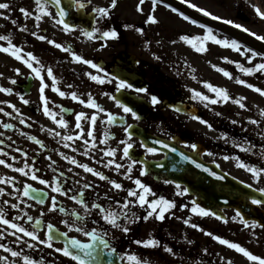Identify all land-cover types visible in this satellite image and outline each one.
Wrapping results in <instances>:
<instances>
[{"label":"snow or ice","instance_id":"snow-or-ice-1","mask_svg":"<svg viewBox=\"0 0 264 264\" xmlns=\"http://www.w3.org/2000/svg\"><path fill=\"white\" fill-rule=\"evenodd\" d=\"M70 4L74 2V6L77 9H84L85 4L81 2V0H69ZM90 2V0H89ZM184 3H188V6L195 9L196 11L202 13L204 16H209L214 20H221L222 18L219 16L213 15L211 12L207 11L202 7H198L196 4L189 3V0H182ZM35 8L34 10H29L25 7H20L19 11L23 14L25 18L33 17L35 21H41L45 17H51L56 25L62 26V29L66 33L73 32L76 28L75 25L69 24L67 22V17L69 16V11L66 10L67 5H62V0H34ZM145 4V0H139L136 10L138 12L143 13L142 5ZM163 5L164 7L170 8L172 12H177L185 21H190V23L196 25L198 21L195 19H191L188 15L183 12H179V10L175 7H172L170 4H167L165 0H150V12L146 17L145 23L156 24L159 23L155 16V12L158 6ZM50 6H54L57 11L55 15L50 11ZM118 6V0H110V3L105 7H95L92 9L93 13L97 14L94 19L96 22L101 20H107L111 18V11ZM255 10L256 15L260 19H264V11H261L259 7L255 5L252 6ZM0 9L10 10V4L7 2H0ZM0 16H4L5 19H11V17L5 16L3 12H0ZM11 23L13 25L17 24V21L12 19ZM223 23L233 25L237 29H241L243 32L248 33L249 35L255 37L257 41L264 42V35H258L254 31H250L247 27H244L241 24L234 23L232 20H223ZM36 27H39V24H36ZM125 27H131L130 25H126ZM199 27L205 29V33L203 36H189V35H181L179 39L186 44L190 45L192 49H194L198 53H203L207 51V43L213 42L222 47L231 48L232 50L239 52L242 56L247 55V60L251 63L256 57H261L264 60V52H258L253 48L246 47L242 45L236 39H220L214 32V30L208 27L205 24H199ZM21 31H27L26 26H22L20 28ZM82 34L89 39H118L119 33L115 28H109L108 30L101 31L100 28L92 26L91 29H81ZM137 32L143 33L142 28H137ZM32 36L37 37L41 41L47 40L49 44L54 45L56 48L61 49L66 53H70L75 62L82 63L84 65H89L92 69H95L97 73H103V75L93 74L92 72L85 73L92 81L97 82L98 84L105 83H113L115 81L116 84V92H121L123 90H130L137 94H148V90L143 87H136L133 83L129 82L128 79L122 78L118 73L112 74L107 72L104 68H102L97 63L93 62L90 59H85L81 55H78L75 52H72L70 47H65L64 45L57 43L55 40H49L45 35H40L36 31H31ZM0 41H5V44H0V52L8 54L9 56L15 58L17 61H22V63L30 69L29 79L38 78L39 80V99L42 102V112L45 116L50 117V119L59 126L60 129L68 128V121L64 118L63 113L65 109L61 106L60 112L57 113L50 106V100L45 95V89L51 87L52 91L58 93L60 97L70 96L72 101H78L79 104L85 105L86 107L93 109L92 114H88L84 111H80L75 113V129L79 130L74 134H62L60 131H57L55 128L44 129L41 128V131H47L49 135L53 137H60V141L63 143L65 148H70L73 152L77 151L75 147H73V143L77 140H81L83 145L85 146V150L82 155L86 157H90L93 160H96L97 163H102L104 168L113 169L118 174L122 175L124 179L130 180L135 187H128L118 182L115 179H110L104 172L99 171L98 169L91 167L88 163H82L78 161L74 156L66 155L64 152H59V156L64 160L68 161L69 164L75 165L76 167L82 169L85 173H90L94 177H98L101 181H107L108 184L111 185L109 191L103 194V197L100 196L99 193L96 194L97 200H106L109 201L108 205L105 206L102 202L97 203L93 202L89 207V203L85 199V190H92L93 192L98 187V185L92 182H85L81 184L80 180H75L73 182L74 185H80L79 188L76 187H65L68 182V178L66 177L64 172H60L58 168H54L56 165V160H53L51 156L46 157L47 160L51 161L47 167L51 169L54 173H57L50 180L42 178L41 175L38 174L39 169L35 167V157L32 158V163L30 164L27 159H25L22 167H14L12 163L7 162L5 159H0V165H4L7 168H12L15 172L22 174L24 177H29L32 181H38L39 184L45 186L44 188H34L31 183L25 182L23 184L22 191L21 189H16V192H21L22 197H28L38 204H44L46 198L50 199V206L47 208L48 212H61L66 213V209L60 205L58 201V196L67 197L68 199L75 201L77 204L83 207L85 215L90 217L92 214V210H98L97 216L99 219L93 220L92 222L96 225L100 224V221H104L107 225H110L114 229H118L124 236H127L132 229L129 225L135 224L141 220L148 221L150 218H154L158 221H164L166 218V214L170 216H175V213L172 211L177 207L175 201L165 198L164 196H157V194L153 191L152 187L143 182L141 177L146 176L148 174L147 167L144 166V161L137 160L131 154V150L134 148L133 136L135 132L133 129L135 126L133 124H126L123 127V132L126 134L125 139L121 140L119 143L123 145L122 155L120 156V161L127 160L128 163L125 165L124 163L118 162L116 160V148L111 147H102L98 148L99 145H107L111 136L108 132H105L103 138L98 139L95 135V127L97 125L98 117L100 113H105L106 123L108 125H113L117 122V116L112 112L106 111L102 108L98 103H96L95 99L89 94L87 100L81 98L77 92L72 91L70 93H66L62 91L56 83V76L53 73V69L51 67H47L46 75L51 78V85L45 82V75L43 74V70L45 66L41 63V61L32 53L25 52V50L13 43L12 39L9 35H0ZM175 43V41H173ZM159 59V57H157ZM224 60L228 63H235L237 69L245 74V75H253L257 72L264 73V62L256 63L253 67H245L243 64L235 61L228 60L227 57H224ZM217 71L221 72L225 77L232 79V73L229 71L220 68L216 65H212ZM17 75H21V70L19 68L15 69ZM3 73H0L2 76ZM195 78V77H193ZM11 84L15 85L17 83L16 79L10 80ZM204 86L214 94V96H208L204 93L192 89V99L199 100L204 103L205 107L209 105L218 104V103H228L229 101L235 103L241 109H245L247 105L243 102L246 100V97H241L240 99H235L230 96L229 92L225 88H220L215 86L209 82H203ZM236 83L240 85H244L249 89L254 90L259 93L261 96H264V89L260 87H256L255 85L248 83L245 79H241L239 77L236 78ZM68 88H72L73 86L69 84ZM0 92H4L7 94H12V88H6L0 86ZM104 95L109 96L110 99L114 100L116 105L122 110L124 114H130L131 117L139 121L141 116L134 109V107L130 106L128 103L123 102L118 99L116 96H110L109 93H104ZM150 96V103L153 107L162 103L161 99L154 94H148ZM20 100L23 104L27 105L30 103L28 99L24 97V95H20ZM13 112L16 113L17 119H19V123L24 125L27 124L28 127H31V124L23 119V114L20 109L16 107L15 104L9 105ZM174 111L180 112L182 109L176 105H170ZM13 112H6L3 107H0V113H4L6 116H12ZM261 114L264 115V110H261ZM217 115H221V113H217ZM59 117V118H58ZM121 121L124 120V116L119 117ZM192 119L199 121L202 124L207 125L209 129L212 128V125L203 120L200 116L193 115ZM82 121L88 124L87 131L85 130ZM233 124L238 123L233 120ZM252 124H258L257 120H250ZM14 125L11 123H3L4 129H11ZM3 135V133H0ZM21 135H27L23 131H21ZM29 140L34 141L36 144L40 145L41 149H44L46 146L43 141L39 140L36 136H28ZM222 138H226V134H222ZM11 139V137H9ZM172 140H175V137H171ZM72 142V143H70ZM154 145H159L160 147L149 146V143L145 140L141 139L140 147L144 148L146 153L155 154L161 151V148L168 149L171 153H178L179 157L183 161L190 162L197 169H202L204 172H210L211 175L216 176L215 172H211L210 169L205 167L203 164L198 163L192 156L186 155L184 152L179 151L176 147L170 145L169 143L160 140L154 139L151 141ZM234 146L239 148L242 152H250L251 145L244 146L242 144L236 143L233 141ZM4 144L3 140H0V145ZM185 147L190 148L192 151L197 150V145L195 143L185 144ZM98 151L103 154V157H108L106 161L103 158L97 160L95 156H92L91 153L93 151ZM16 152L21 153L22 156L27 157L28 153L24 152L22 149H15ZM211 155L212 153H208ZM0 155L8 156L9 154L4 151L3 148H0ZM12 160H15L16 157H11ZM225 160L235 159L237 161V167L243 168L246 171L252 174V178L256 181L264 180V167L257 168L253 165H250L243 160L240 159L239 156L229 157L225 156ZM140 164L141 167L139 169V175L133 176L134 167ZM163 167V165H160ZM124 169V171H121ZM69 172L72 171L71 168L68 169ZM75 175H79V173H75ZM221 179L223 177H220ZM15 178H0V184L4 185H12L15 188ZM165 183H175L173 181H165ZM243 183V182H242ZM176 189H178L177 195L184 196L190 190L187 187L182 186L179 183H175ZM248 188H252V184L247 185ZM45 188L50 189V193H54V195H50L49 192L45 191ZM115 190L118 194L119 192H126V195L122 198V201L119 199H115L113 195H110V192ZM257 192L262 194V198L251 197V203L254 205L264 207V188H257ZM70 193H72L70 195ZM5 195L14 196L15 193L6 191L5 188L0 187V197ZM115 202V205L119 208V211H116L112 202ZM22 203H26V201H21ZM0 225L5 226L3 230H0V241L5 238L6 234H10L15 237V243H23L26 245L28 249H37L39 246H44L47 249L53 250L55 253L61 254L63 257H68L70 260L76 262V264H100V257L107 256L109 259L107 264H114V259L119 260L120 264H148V261L144 260L140 256L135 253H131L125 251L123 253H118L117 248L114 247L108 239H105L104 236L108 235L107 231H104L103 235H101V231L98 228L94 227L91 231H87L84 227L86 220L85 216H80L79 213L73 212L72 215L76 217V221L70 222L65 219L62 223L67 227L68 231H59L55 228V226L51 223H48L46 226V232L42 237L39 234V230L41 228L42 221L39 218H34L32 215H29L20 207V203H11L8 199H3L0 201ZM190 212L201 217L206 216H214L217 219L223 220L224 223H227V219L221 216H217V214L211 209L202 207L195 199L191 201ZM4 206H8L11 209L17 210V215L8 218V213L6 212V208ZM31 207V205H29ZM189 205L183 204L180 205L181 210L188 208ZM134 208L142 209L144 214L138 215ZM19 213H23L20 215ZM41 216L44 215V212L41 211ZM239 217L240 222L244 225L245 228H255L257 227V222L252 221L249 222L244 218L239 210L236 211V215L233 217L235 220ZM26 218V220H25ZM177 219H182L183 224L190 226L193 229H197L202 232L204 235L211 237L214 241L218 242L220 245L226 246L228 249L234 250L235 252L242 254L251 264H264V256L254 254L246 247L242 246L238 242H233L228 239L221 237L220 235H215L213 232L205 231L200 227L197 223H193L191 221V217L182 218L176 217ZM123 220V223L120 221ZM20 221H25V223L30 224V228L26 227L24 224L20 223ZM78 221V222H77ZM259 227L264 228V224L259 225ZM9 230L10 233H9ZM75 230L76 232H83L85 236L90 238V242H81V240L69 237V232ZM255 236V233H253ZM29 238V239H25ZM63 238L64 243L63 247H57L56 241ZM185 239H187L185 237ZM31 241V242H30ZM131 243L135 245L142 246L144 248L151 249H159L163 248V251L171 254L173 256L176 255L173 248L164 244L162 245L159 239H156L154 236L149 234V238L147 239H134ZM188 244L194 243L191 240H187ZM98 245H102V247H98ZM0 249H2L5 253H9V255L0 256V264H17V260H10V257L22 259L23 264H44L43 257H40L39 260L33 258L30 255H27L23 252V250H15L13 247L8 244L0 242ZM205 254H208L209 250L207 248L203 249ZM221 264H233L231 259H226L223 256H220Z\"/></svg>","mask_w":264,"mask_h":264},{"label":"flooded vegetation","instance_id":"flooded-vegetation-1","mask_svg":"<svg viewBox=\"0 0 264 264\" xmlns=\"http://www.w3.org/2000/svg\"><path fill=\"white\" fill-rule=\"evenodd\" d=\"M85 4L84 9H77L73 6V13L75 15H80L75 22L76 28L73 32L66 33L63 31L62 26L56 25L51 17H45L41 21H35L34 17L25 18L22 13H20L19 8L25 7L29 10L27 4L20 5L14 11L12 19L17 21V32L21 31L22 26L27 27V31H22V33H14L12 41L16 45L22 47L25 52H32L45 66L43 74L45 75V82L51 85V78L47 77L46 69L51 67L53 73L56 76L57 86L66 93L72 91L77 92V94L87 100L89 94L95 99L102 108L108 112H112L117 116V122L113 125H108L106 123L105 113H100L95 127V135L98 139L103 138L105 132H108L111 139L108 140L107 145H99L98 148L111 147L116 148V160L118 162L127 165L128 161L125 159L120 161V156L122 155V148L119 142L125 139V133L123 132V127L126 124H133L135 128L133 131L135 135L133 136L134 148L131 150V154L137 160L142 161H158L163 158L161 152L155 154L146 153L144 148L140 147L141 138H139L137 133L144 132L146 134L154 135L163 139L172 140L171 137H178L180 139L179 144L185 147L187 143L186 133L188 132L187 127V117L190 115L181 112H176L170 105L180 103L183 104L182 108L187 109L192 106V98L189 93L183 92L177 87H173L174 84L167 81L166 78L160 75L159 59H154L150 61L143 57L144 49H149L151 43L155 45L158 44L156 37L158 35L159 27L158 24L145 23L148 14H143L140 18L135 21L130 19H122L117 17V7L111 11V18L107 20H101L96 22L94 17L97 15L93 13L92 9L95 7H105L109 3H103L100 5L93 4L89 1H81ZM136 4H133V10L136 9ZM50 11L55 15V11L50 6ZM39 24V27H36ZM130 25L131 27H125ZM92 26L100 28L101 31L108 30L109 28H115L119 33L118 39H89L82 34L81 29H91ZM137 28H142L143 33L137 32ZM31 31H36L40 35H45L49 40H55L57 43L64 45L65 47H70L72 52L81 55L85 59H90L93 62L100 65L107 72L112 74H119L122 78H126L129 82L133 83L136 87H143L148 90V94L157 95L162 103L153 107L150 103V96L148 94H137L130 90H123L121 92H116L115 81L113 83L98 84L92 81L88 76L85 75L87 72H92L93 74L103 75V73H97L95 69H92L89 65H84L79 62H75L70 53H66L61 49L56 48L54 45L49 44L47 40L41 41L37 37L32 36ZM157 43V44H156ZM150 55L152 56V50H150ZM155 56V55H154ZM11 62L10 69V80L16 79L17 83L15 85L11 84L9 80V87L13 89L12 94H7V99H3L4 103L8 106L7 112H13V109L9 106L10 104H15L17 108L20 109L23 114V119H25L31 127L27 124H20L17 115L13 112L12 116H7L9 123L13 124L14 127L8 129L11 139H9V149L10 151L19 154L22 158L27 159L28 162L32 163V158L35 157V167L39 169L38 174L42 178L51 181L54 173L47 165L51 162L46 159V157L51 156L53 160H56V165L54 168H58L60 172H64L68 178V182L65 187H76L79 188L80 185H74L75 180H80L81 184L85 182H92L98 187L93 192L92 190H85V199L89 203V207L93 202L103 203L105 206L108 205L109 201L97 200L96 194L99 193L101 197L103 194L111 188V185L107 181H101L98 177L92 176L90 173H85L82 169L71 165L68 161L64 160L59 156V152H64L66 155L74 156L78 161L82 163H88L91 167L102 171L110 179H115L122 183L125 188L135 187L130 180L124 179L122 175L118 174L113 169L104 168L102 163H97L96 160L91 159L82 155L85 150V146L81 140H77L73 143V147L77 151L73 152L70 148H65L60 137H53L49 135L47 131H41V128H55L62 134H74L79 130L75 129V113L84 111L89 115L94 111L86 107L85 105L79 104L78 101H72L70 96L60 97L58 93L52 91L51 87L45 89V95L49 98V106L56 111L60 112V107L65 109L63 113L64 118L68 121L67 129H60L50 117H47L42 112V102L39 99V80L38 78L29 79L28 69L22 61H17L15 58L9 56ZM19 68L21 70V75H17L15 69ZM168 68H171L169 65ZM175 69V68H174ZM71 84L73 87L68 88L67 86ZM104 93H109L110 96H116L118 99L130 106L139 113L141 119L139 121L134 120L130 114H124L122 110L116 105L115 101L110 99L109 96L104 95ZM20 95H24L26 99L30 101L29 104L25 105L20 100ZM124 116V120L121 121L119 117ZM183 119H182V118ZM59 118V117H58ZM82 124L87 131L88 124L82 121ZM21 131L27 135L22 136ZM36 136L39 140L43 141L46 146L41 149L40 145L36 144L34 141L29 140L28 136ZM22 140V143L19 141ZM72 143V142H70ZM20 148L24 152L28 153L27 157L21 155V153L16 152L15 149ZM187 149V147H185ZM11 157L15 156L10 154ZM92 156H95L97 160L103 158L104 161L108 157H103V154L98 151H93ZM16 160V159H15ZM145 166V165H144ZM141 165L137 164L133 170V176L139 175V169ZM71 168L72 171L69 172L68 169ZM121 171H124L122 169ZM79 173V175H75ZM144 183H150L153 191L157 196H164L165 198L175 201L174 195H172L169 190L160 188V185H171L173 183H165L168 181L163 175L157 173H148L146 176L141 177ZM31 183L34 188H44L45 186L39 184L38 181H32L30 178L24 183ZM23 183V184H24ZM23 185L21 188L22 191ZM18 189V188H16ZM16 189L12 188L11 191L16 195ZM46 192L50 193V189L45 188ZM72 193H70L71 195ZM54 195V193H50ZM115 199L122 201V198L126 195V192H119L118 194L115 190L110 192ZM6 199H14L15 203H20V207L24 209L29 215L34 218H39L42 221L39 234L43 237L46 232V226L51 223L55 228L61 232L68 231L67 227L62 223L63 220L67 219L70 222L76 221V217L72 215L73 212L79 213L80 216H85L86 223L84 225L87 231H91L92 228L96 227L101 231L103 235L104 231H107L108 235L104 236L108 239L110 243L117 248L118 253H123L125 251L135 253L138 256L147 258L148 264H153V262H158L160 257V251L163 248L151 249L144 248L139 245L131 243L134 239H147L149 234L159 239L162 245L166 244L176 250V241L178 244L182 243L186 246L185 235L171 231L172 226L170 221L174 216L166 214L164 221H158L154 218H150L148 221H139L135 224L129 225L132 231L124 236L118 229L112 228L107 225L104 221H100L99 225L94 224L92 221L99 219L97 216L98 210L93 209L90 217L85 215L83 207L77 204L75 201L68 199L67 197L58 196V201L61 206L66 209V213L48 212L47 208L50 206V199L46 198L44 204H38L36 201L28 198L22 197L21 192L18 197L15 196H5ZM26 201L22 203L21 201ZM12 203V202H11ZM31 205V207H29ZM112 206L116 211L119 208L112 202ZM6 212L8 213V218L16 216L17 210L11 209L8 206H4ZM177 207L180 205L177 204ZM177 207L172 211L176 214ZM181 210V208H180ZM41 211L44 215L41 216ZM138 215H143L142 209L134 208ZM23 215V213H19ZM171 217V218H170ZM26 220V218H25ZM78 222V221H77ZM123 223V220L120 221ZM26 227L30 228L29 223L25 221H20ZM183 229H185L183 227ZM11 230H9L10 233ZM69 237H73L81 240V242H88L89 237L85 236L83 232H76L75 230L69 232ZM26 240L29 238H25ZM15 237L10 234H6L5 240L2 243L8 244L15 250H23L27 255L39 260L43 257L44 264H76V262L70 260L68 257H63L59 253L53 252L51 249H47L44 246H39L37 249H28L23 243H15ZM31 242V241H30ZM57 247H63V244L56 241ZM146 250V254L142 252ZM9 255L0 249V256ZM10 260H17V264H23L22 259L12 258Z\"/></svg>","mask_w":264,"mask_h":264},{"label":"rangeland","instance_id":"rangeland-1","mask_svg":"<svg viewBox=\"0 0 264 264\" xmlns=\"http://www.w3.org/2000/svg\"><path fill=\"white\" fill-rule=\"evenodd\" d=\"M179 1L182 2V0ZM0 2H7L10 4V10L0 9V12H3L5 16L11 18L14 16L15 9L20 5L24 6V4H27L31 10H34L35 8L34 0H0ZM90 2L100 5L105 2L110 3V0H90ZM138 2L139 0H118L117 17L135 21L143 14H149L150 0H145V4L142 5L143 13L138 12L136 9L133 10V4L135 3L137 5ZM189 3L196 4L198 7L206 9L213 15L221 17L222 19L220 21L232 20L234 23L241 24L250 29V31L256 32L258 35H264V19H260L252 7L255 5L256 7H259L261 11H264V0H189ZM184 4L188 6V3ZM155 16L159 21V23H157L159 31L156 37L158 44L156 43L157 45L154 47V44L151 43L149 49H144L145 52H143V57L150 61L159 57V63H156V65L160 66V75L174 84L173 87H177L183 92L189 93L191 97L193 95L191 91L192 89L200 91L208 96H214V94L204 86L203 82H209L220 88L227 89L230 96L235 99L246 97V100L243 102L247 107L242 110L238 105L231 101L226 104L218 103L205 107L203 102L192 99V104L198 108L199 115L197 116H200L202 119L203 113L207 114L209 112L208 110L218 111L224 116V119L228 118L230 121H233L231 119H235L240 124L242 123V120L246 119L249 121H246V123L255 129V134L264 139V115L261 114V110H264V96H261L259 93L244 85L236 83V78L239 77L245 79L248 83H251L256 87L264 89V73L257 72L250 76L245 75L237 69L235 63L226 62L224 57H227L230 61L239 62L245 67H253L256 63L264 62V60H262L261 57H256L251 63H249L247 55L242 56L239 52H236L231 48L222 47L213 42L207 43V51L198 53L192 49L190 45L181 41L179 37L181 35L203 36L205 29L199 27L200 23L194 25L190 23V21H185L177 12H172L170 8L164 7L163 5L158 6ZM16 30L17 25H13L10 22V19H5L4 16H0V35H9L12 39L15 32L22 33V31L17 32ZM237 30L245 33L241 29ZM214 32L220 39H232L216 30H214ZM245 34L249 35L248 33ZM173 41H175V43H173ZM0 44L6 45V42L0 41ZM150 50H152V56L150 55ZM169 65L171 68H168ZM212 65H216L232 73V79L225 77L221 72L213 68ZM10 69L11 62L8 54L0 52V73H3V75L0 76V86L6 88L9 87ZM7 98L6 93L0 92V107H3L6 112L8 106L4 103L3 99L6 100ZM252 119L257 120L258 124L250 123V120ZM3 123H9V121L4 113H0V133H3V135H0V139L5 142V145L0 146V148H3L4 151L9 154L8 156L0 155V159H5L7 162L12 163L14 167H22L25 159L19 154L10 151L9 137L11 135L8 129L3 128ZM187 127L189 130L186 133V137L191 144L201 143L207 146H211L212 144L218 147V151L215 149L216 147L212 146L214 149H211L210 147L208 152L202 155L204 160L216 163L223 171L245 183L255 184L256 188H264V180H254L250 172L237 167V161L235 159H224L225 156H239L241 160L250 165L264 167L263 161L259 164L258 158H254L255 155L252 151L240 152L234 148V144L232 146L229 145L227 148H221L222 146H225V143L220 142L221 133L218 131V128L209 129L207 125L192 119V116L187 117ZM19 141L22 143V140ZM220 149L225 151H221ZM208 153L212 154L209 155ZM10 154H14L16 160H12ZM8 177L15 178L14 189L21 188L24 181H27L29 178L15 172L12 168L0 165V178ZM147 184L152 186L150 183ZM0 187L5 188L8 192H12L11 189L13 188L12 185L4 184H0ZM159 187L169 190L170 193L175 191V187L171 185L163 184ZM153 188L154 187H152V189ZM19 193L20 192H16V195H14L15 198L18 197ZM5 196L8 197V195ZM5 196L0 197V201L6 199ZM193 199L194 198L190 196H183L182 200L179 199L178 205L187 204L189 207L183 210H180V207H177L175 216L173 218L170 217L171 225L168 224V226H172L170 228L171 231L176 230L177 233L185 235L187 238L185 239L186 246L182 243L178 244L176 241V250H174L176 253L175 256L168 254L161 249L159 261L153 262V264H221L219 259L220 256H223L226 259H231L233 264H251V262L242 254L228 249L224 245H220L199 230L183 224L182 219H177L176 217H191V221L200 225L205 231H210L215 235H220L230 241L238 242L254 254L264 256V228L259 226L255 228H245L240 222L239 217L233 220L236 213L231 210L223 211V215L228 221L227 223L218 220L214 216L201 217L193 214L190 212L192 206L191 201ZM10 202L15 203V200L10 199ZM0 206L3 205L0 204ZM260 207L264 211V207ZM4 227L5 226L0 225V230H3ZM183 227L185 229H183ZM253 233H255V236ZM187 240H191L194 243L188 244ZM205 248L209 250L208 254L203 252V249ZM142 253L146 254V250ZM142 258L147 260L145 257Z\"/></svg>","mask_w":264,"mask_h":264},{"label":"water","instance_id":"water-1","mask_svg":"<svg viewBox=\"0 0 264 264\" xmlns=\"http://www.w3.org/2000/svg\"><path fill=\"white\" fill-rule=\"evenodd\" d=\"M167 4L177 8L179 11L188 15L189 17L202 22L206 25L214 27L239 41L251 46L252 48L264 52V43L258 42L250 37L242 35L230 27L202 16L195 11L184 6L177 0H165ZM62 5H67L66 10L69 11L67 22L69 24H75L76 19L81 17L72 13L73 3L70 4L69 0H62ZM55 12L57 9L53 6ZM189 113L196 114L197 109L191 108ZM140 138L149 143V146L160 147L151 143L154 139L163 140L170 145L176 147L179 151L184 152L186 155H190L198 163L203 164L210 169L211 172H215L217 175L213 176L210 172H204L202 169H197L190 162L180 159L178 153H171L168 149L161 148V151L165 154V157L160 161H148L145 162L148 172H157L163 174L166 178L176 183L189 188L187 194L193 195L197 198V202L201 203L203 207L211 209L217 216H222V209L239 210L244 218L248 221H256L257 224H264V213L257 206L251 203V197L262 198V194L257 192L254 188H248L247 184L242 183L236 178L228 175L220 170L214 163L206 162L200 154L204 152L202 145H197V150L187 151L177 145V143L161 139L159 137L151 136L148 134L138 133ZM177 142L178 139L175 138ZM160 165H163L161 167ZM220 177H223L222 179ZM63 238H61L62 240ZM64 242V241H63ZM102 247V246H99ZM107 256L100 257V264H107ZM114 259V264H120L119 260Z\"/></svg>","mask_w":264,"mask_h":264},{"label":"trees","instance_id":"trees-1","mask_svg":"<svg viewBox=\"0 0 264 264\" xmlns=\"http://www.w3.org/2000/svg\"><path fill=\"white\" fill-rule=\"evenodd\" d=\"M239 107V106H238ZM242 110V109H241ZM209 112L207 114L203 115V118L208 121L212 128L217 129L221 133V143H225V146H222L221 148H227L229 145L232 146L235 141L236 143L242 144L244 146H249V144L252 146L251 151L254 153V158H258L259 164L262 163L264 165V139L260 138L258 135L255 134V129H253L251 126H249L246 121V119L242 120V123H236L233 124L232 121H230L228 118L224 119L223 115H217L216 111L208 110ZM235 120V119H231ZM236 121V120H235ZM249 122V121H248ZM245 123V124H244ZM222 134H226V138H222ZM227 145V146H226ZM216 147L215 149L218 151V147L215 145L208 146V149H214L213 147ZM263 146V151H262ZM234 148L238 151H240L239 148ZM221 151H225L220 149ZM242 152V151H240ZM240 155V154H239ZM257 168H260L259 166H255Z\"/></svg>","mask_w":264,"mask_h":264}]
</instances>
